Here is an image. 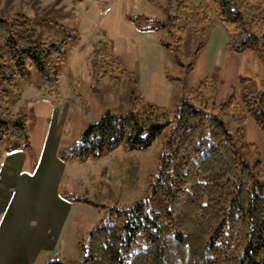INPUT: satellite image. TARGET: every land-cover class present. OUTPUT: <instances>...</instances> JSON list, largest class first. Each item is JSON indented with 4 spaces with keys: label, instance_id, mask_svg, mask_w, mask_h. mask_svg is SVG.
Listing matches in <instances>:
<instances>
[{
    "label": "trees",
    "instance_id": "obj_1",
    "mask_svg": "<svg viewBox=\"0 0 264 264\" xmlns=\"http://www.w3.org/2000/svg\"><path fill=\"white\" fill-rule=\"evenodd\" d=\"M213 1L228 28L231 48L264 54V0ZM190 4V0H164L165 18L150 17L145 29L173 32L186 22ZM198 8L202 14L191 27L194 33L205 32L208 20L207 6ZM165 45L173 48L182 64L181 42ZM66 48L65 41L41 39L22 12L0 16V139L10 144L7 152L31 148L28 115L11 113L7 96L17 91V83L32 65L44 81L55 82ZM189 96L178 107L169 149L150 180L149 199L164 202L163 212L147 199L113 208L104 197H65L109 208V220L79 241L82 256L75 264H264V158L256 144L245 140L243 131L249 115L264 134V90L247 92L241 105L233 97L218 104L214 88L204 80ZM170 123V119L160 122L154 111L138 108L110 112L58 155L64 162L86 163L120 144L128 152L144 150Z\"/></svg>",
    "mask_w": 264,
    "mask_h": 264
},
{
    "label": "rangeland",
    "instance_id": "obj_2",
    "mask_svg": "<svg viewBox=\"0 0 264 264\" xmlns=\"http://www.w3.org/2000/svg\"><path fill=\"white\" fill-rule=\"evenodd\" d=\"M190 1L187 23L171 32L145 29L150 17L165 18L164 0H0L1 17L22 12L30 17L41 39L67 43L55 82L44 81L32 65L17 83V91L6 98L11 113L28 115L31 148L19 152L28 154L30 164L37 163L54 139L58 152L68 151L89 125L110 112L138 108L154 111L160 122L172 121L144 150L128 152L120 144L102 158L66 162L60 185L64 197H104L113 208L147 199L163 212L164 202L149 199L148 191L151 176L158 173L160 157L175 133L181 102L204 80L214 88L218 104L233 97L241 105L247 92L264 90V54L250 49L234 51L214 1ZM199 4L207 6L208 20L205 32L194 33L191 27L202 14ZM177 42L182 44V64L173 48L165 45L176 46ZM243 131L245 140L256 144L264 158V134L249 115ZM8 148L7 139H0V169ZM69 204L73 208L61 238L63 254H50L46 263L80 261L79 241L110 218L109 208L98 209L80 201Z\"/></svg>",
    "mask_w": 264,
    "mask_h": 264
},
{
    "label": "crops",
    "instance_id": "obj_3",
    "mask_svg": "<svg viewBox=\"0 0 264 264\" xmlns=\"http://www.w3.org/2000/svg\"><path fill=\"white\" fill-rule=\"evenodd\" d=\"M56 143L48 144L36 166L19 152L25 150L5 155L0 169V264H44L50 254H63L61 238L73 206L60 191L67 163Z\"/></svg>",
    "mask_w": 264,
    "mask_h": 264
}]
</instances>
